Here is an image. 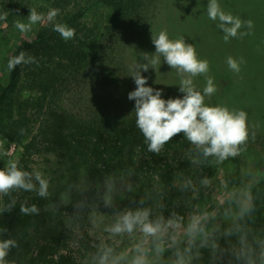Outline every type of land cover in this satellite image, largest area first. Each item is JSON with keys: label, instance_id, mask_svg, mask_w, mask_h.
Segmentation results:
<instances>
[{"label": "trees", "instance_id": "obj_1", "mask_svg": "<svg viewBox=\"0 0 264 264\" xmlns=\"http://www.w3.org/2000/svg\"><path fill=\"white\" fill-rule=\"evenodd\" d=\"M97 1L105 11L99 28L82 19L86 7H76V0H0V24L24 18L32 8L42 10L43 6L47 12L59 9L52 23L45 19L30 37L13 45L10 58L23 51L36 63L7 69L5 80L0 81V139L21 144L15 161L25 171L31 172L35 154H52L61 164L66 181L48 189L45 198L22 189L0 194V241L16 242L5 257L6 264H87L93 254L100 257L104 246L88 240L85 222L104 205V197L110 195L104 194L111 192L118 179H131V184L119 191L121 210L148 208L149 219L155 220L171 215L182 202L195 203L203 195V181L211 175L214 156L205 157L184 133L174 136L158 154L150 152L136 127L134 106H125L111 92L94 101L99 104L86 113L62 105V98L74 82L108 90L125 83L128 46L155 35V30L161 28L157 23L160 4L165 8L163 17L168 18V10L176 0ZM260 4L264 8V0ZM207 8L202 7V13L197 8L193 16L206 20ZM258 14L263 17L264 10ZM187 16L184 10L183 17ZM54 23L74 28V38L62 39L53 30ZM1 32L0 26V37ZM168 36L173 41L182 38L194 48L197 58L204 60L199 57L201 44L185 39L191 35L177 30ZM146 62L144 59V66ZM206 77L200 74L192 78L193 85L197 80L205 85ZM213 78L216 88L233 100L241 93L234 90L240 83L255 90L259 85L238 80L223 67H218ZM250 92L241 93L239 99ZM247 132V140L233 157L230 183L235 190L229 202L205 219L200 231L187 241L167 247L151 264H171L177 250L183 252L190 239L191 252H215L210 264H264V165L247 145L255 142L264 152V133L248 125ZM243 154L249 157L248 166L242 162ZM6 166L0 162V169ZM104 182L109 186L102 194ZM22 204H35L38 214L20 212ZM79 229L80 237L76 233ZM118 235L116 238L121 240L128 233ZM75 239L80 243L76 250L72 248ZM106 248L115 254V241L108 239Z\"/></svg>", "mask_w": 264, "mask_h": 264}, {"label": "rangeland", "instance_id": "obj_2", "mask_svg": "<svg viewBox=\"0 0 264 264\" xmlns=\"http://www.w3.org/2000/svg\"><path fill=\"white\" fill-rule=\"evenodd\" d=\"M261 0H218L221 9L225 13H230L234 17H238L241 21H251L252 27L249 28L247 24H242L238 30V35L235 38H229L227 42L224 40V32L218 27L220 21L210 20L209 18L200 19L193 16L194 11L198 8V12L202 13V7L208 6L210 0H202L192 2L188 0H176L169 8L168 18L163 17L165 8L160 4V12L158 22L161 23V28L155 30V35L145 37L136 46L130 45L125 51L126 64L128 75L126 82L115 89L108 90L101 86L92 84H85L83 81L74 82L69 86L68 92L62 98L61 103L64 107L72 109L76 112L86 113L94 105L99 104L94 101L100 100L101 97L108 96L111 92L116 100L121 101L127 107H133L134 101L127 98L128 93L135 89L133 81V74L137 71L142 76L147 77V86L162 91V98H176L184 95L179 91L180 81L189 74L183 73L181 70L172 68L164 60L162 55L155 51L153 40L161 32L166 31L170 34L171 31L177 30L186 32L188 36L185 39H190L196 43H200L202 50L200 58L205 57L204 60L209 62V72L202 74L203 76L213 77V73L217 71L218 67L231 72L227 65V58L232 57L239 63L240 71H232L233 76L241 81L258 82L257 90L250 88L247 84L240 83L234 90L241 92L252 91L243 100L231 99L225 93L217 91L211 97H205V103L209 105H221L227 107L230 111L238 112L244 111L247 114L246 124L255 131L264 133V16L258 14V11H263L264 8L260 4ZM249 2V3H248ZM162 6V9H161ZM75 5H73V8ZM76 7H86L83 20L88 24H95L98 28L102 25L105 11L97 0H76ZM42 10L37 9L38 13L45 16L47 10L41 7ZM188 12L187 18L183 17V11ZM44 20L32 25L30 31L21 32L16 23L21 22L27 24L28 16L24 18H17L10 24H0L2 28L0 37V81H4L7 74V64L11 56L13 45L20 39L30 37ZM170 29L168 28V25ZM159 27V25H158ZM157 28V27H156ZM187 29L188 31H186ZM157 31V32H156ZM153 32H150L151 34ZM187 36V35H186ZM190 44L189 40H186ZM193 45V44H192ZM147 59L145 65L148 71H143V60ZM156 59L157 63L152 64V60ZM242 61V63H240ZM192 77V78H196ZM198 80L194 84L197 91L204 88ZM219 88V87H218ZM224 90V89H223ZM241 90V91H239ZM225 92V91H224ZM245 96V95H244ZM229 99V102L227 99ZM217 101L219 103H217ZM26 139H24L25 141ZM0 153L1 164L6 165L9 160H16L20 151L21 144L9 142L5 139ZM248 142V141H247ZM249 143V142H248ZM244 145V143H243ZM248 147L253 148L257 152V160L264 165V152L258 148L255 142L247 144ZM249 157L242 156V162L248 166ZM256 161V160H255ZM233 157H228L223 161H219L216 157L212 160L211 175L207 178L208 183L204 186L203 195L195 202H182L177 209L169 216L164 217L165 221L174 219L178 221V227L170 228L168 232L157 241L151 237H145L138 229L132 234H128L119 240L114 234L106 229L114 225L124 210L119 207V191L125 189L131 184L130 178L118 179L111 186V192L104 194V205H101L100 210L89 216V220L85 222V230L88 233V240L91 243H98L99 247L106 248L108 239L115 241V254H110L108 264H112L113 260L118 259V264H131L133 256L136 254L134 249L137 244H143L148 249L147 259L149 264L156 261L158 256L155 253V246L159 243L166 249L179 242L187 241L193 235L189 233V227L195 225L198 232L202 228L204 220L214 214L218 209L224 207L230 199V196L235 190V186L230 183V174L233 172ZM31 172L40 171L45 178L49 180V189L57 184H65L63 175V168L58 160L48 153H39L33 156L31 163ZM34 184L37 182L32 181ZM103 185L104 188H101ZM100 186V191L103 194L109 184L104 182ZM72 186V185H71ZM38 187V184H37ZM34 197H39L35 191H32ZM62 200L59 201L60 204ZM81 229L76 230L78 237H80ZM194 233V234H195ZM118 235L117 237H119ZM72 248L76 250L79 247L77 239L73 241ZM71 246V245H70ZM191 264H210L215 259V252L210 249H200L191 252ZM88 259L87 264H100V257L95 254ZM176 259L171 263L175 264Z\"/></svg>", "mask_w": 264, "mask_h": 264}, {"label": "clouds", "instance_id": "obj_3", "mask_svg": "<svg viewBox=\"0 0 264 264\" xmlns=\"http://www.w3.org/2000/svg\"><path fill=\"white\" fill-rule=\"evenodd\" d=\"M59 14V9H50L46 19L52 23ZM210 20L220 21L218 27L224 32V40L235 38L242 24L252 27L251 21H241L230 13H225L218 0H210L207 8ZM45 19L44 14L38 13L35 8L29 9L28 23L17 22L16 27L21 32L30 31L32 25ZM53 30L58 32L65 41L73 39L75 29L66 24L54 23ZM157 54L164 57L165 62L172 68L189 74L187 78L180 81L179 91L184 95L176 98H162V91L147 86V77L142 76L139 71L132 76L135 89L128 93L127 98L134 101L135 124L147 142L150 152L159 153L166 143L179 133H184L186 139L201 149L205 157H216L223 161L228 157L238 154L239 145L248 138L247 114L244 111H230L221 105H209L205 103V97H211L216 91L214 78L206 77L205 86L197 91L193 85L192 77L209 72V62L200 60L191 45H186L183 39L170 40L166 31H161L152 41ZM36 63L34 57L21 51L18 55L9 59L7 67L9 71L14 70L17 65ZM157 60L153 59L152 64ZM242 63V61H240ZM229 69L239 72V63L232 57L227 58ZM143 71H148L147 65ZM4 141H0L2 148ZM6 155L7 153H0ZM19 161L9 160L7 166L0 169V194H8L11 190L22 189L24 191H35L36 194L45 198L48 196L49 180L40 171L29 172L18 167ZM34 180L37 184H34ZM203 183L207 184L205 179ZM20 212L24 214H38L39 209L35 204L31 206H20ZM151 210L140 208L123 212L117 222L106 231L114 235L128 233L132 234L137 228L145 237H151L159 241L170 228L178 227V221L169 219L165 221L163 216L150 220ZM197 230L195 225L189 227V233L194 235ZM193 241L189 240V246L183 252L177 250L175 264H191V247ZM16 242L12 239L0 241V264H6L5 257ZM164 247L159 243L155 246L157 256L164 252ZM108 248L100 256V264H108L112 253ZM135 255L131 264H149L147 259L148 249L143 244L135 246ZM264 259V252L261 253ZM118 259L112 264H118Z\"/></svg>", "mask_w": 264, "mask_h": 264}]
</instances>
